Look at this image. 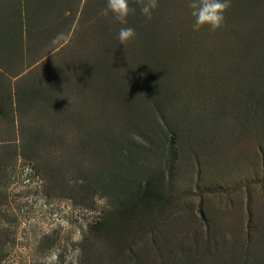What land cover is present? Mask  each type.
Wrapping results in <instances>:
<instances>
[{
  "label": "rangeland",
  "instance_id": "374dc122",
  "mask_svg": "<svg viewBox=\"0 0 264 264\" xmlns=\"http://www.w3.org/2000/svg\"><path fill=\"white\" fill-rule=\"evenodd\" d=\"M188 2L0 0V264H264V0Z\"/></svg>",
  "mask_w": 264,
  "mask_h": 264
},
{
  "label": "clouds",
  "instance_id": "9594fccd",
  "mask_svg": "<svg viewBox=\"0 0 264 264\" xmlns=\"http://www.w3.org/2000/svg\"><path fill=\"white\" fill-rule=\"evenodd\" d=\"M140 6V12L146 20L152 19V12L158 7L157 0H136ZM231 6L230 0H189L187 7L194 18L193 31H199L208 26L210 31H216L223 27L225 22L224 13ZM136 9L129 7L128 0H107L106 7L101 10V15L111 18L121 25L128 23L127 17L135 14ZM136 32L131 27H121L118 39L122 45L134 41Z\"/></svg>",
  "mask_w": 264,
  "mask_h": 264
}]
</instances>
